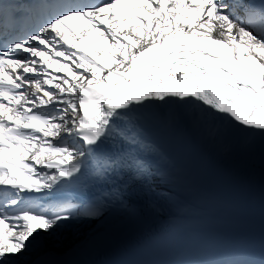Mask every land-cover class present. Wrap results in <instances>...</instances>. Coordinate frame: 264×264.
Returning a JSON list of instances; mask_svg holds the SVG:
<instances>
[{"label":"snow or ice","instance_id":"snow-or-ice-1","mask_svg":"<svg viewBox=\"0 0 264 264\" xmlns=\"http://www.w3.org/2000/svg\"><path fill=\"white\" fill-rule=\"evenodd\" d=\"M0 264H264V0H0Z\"/></svg>","mask_w":264,"mask_h":264}]
</instances>
